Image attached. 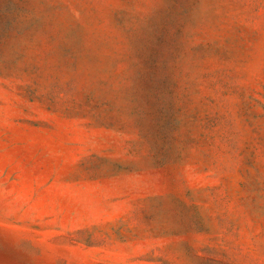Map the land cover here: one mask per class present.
<instances>
[{
  "label": "rangeland",
  "instance_id": "1",
  "mask_svg": "<svg viewBox=\"0 0 264 264\" xmlns=\"http://www.w3.org/2000/svg\"><path fill=\"white\" fill-rule=\"evenodd\" d=\"M0 264H264V0H0Z\"/></svg>",
  "mask_w": 264,
  "mask_h": 264
}]
</instances>
